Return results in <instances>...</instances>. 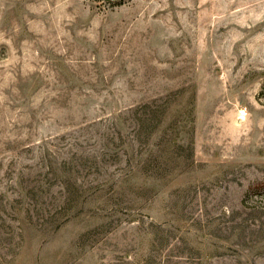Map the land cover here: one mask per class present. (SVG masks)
<instances>
[{
	"label": "rangeland",
	"instance_id": "374dc122",
	"mask_svg": "<svg viewBox=\"0 0 264 264\" xmlns=\"http://www.w3.org/2000/svg\"><path fill=\"white\" fill-rule=\"evenodd\" d=\"M0 264H264V0H0Z\"/></svg>",
	"mask_w": 264,
	"mask_h": 264
}]
</instances>
